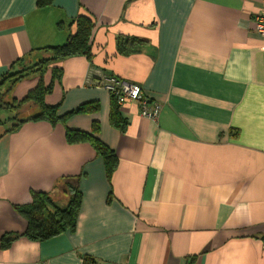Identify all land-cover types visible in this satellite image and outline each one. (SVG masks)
<instances>
[{"label": "crops", "instance_id": "crops-1", "mask_svg": "<svg viewBox=\"0 0 264 264\" xmlns=\"http://www.w3.org/2000/svg\"><path fill=\"white\" fill-rule=\"evenodd\" d=\"M37 2L0 0V77L31 51L65 44L76 16L91 14L93 59L61 62L45 100L61 114L98 103L66 126L90 132L99 122L119 164L109 179L93 146L68 143L60 123L0 125V239L26 230L15 206L32 192L64 207L55 184L65 176H80L82 192L74 231L0 245V264H264V39L254 26L264 0ZM121 35L146 44L122 55ZM105 75L140 84L162 104L158 119L127 102L125 131L113 126L112 96L96 85ZM38 82L24 79L13 96Z\"/></svg>", "mask_w": 264, "mask_h": 264}, {"label": "trees", "instance_id": "trees-1", "mask_svg": "<svg viewBox=\"0 0 264 264\" xmlns=\"http://www.w3.org/2000/svg\"><path fill=\"white\" fill-rule=\"evenodd\" d=\"M38 6L45 7L52 4L53 0H37ZM63 26L62 23L59 24ZM96 21L89 13L78 14L71 23L70 34L65 44L49 46L33 50L26 56L19 58L8 72L0 77V113L7 112L11 115L8 119L0 118V125H7V132L17 130L27 121H48L52 124L60 123L66 126L71 115L95 112L99 109L98 103L87 102L79 105L72 111L61 114V104L50 105L45 98L52 93L54 82L60 81L63 76V68L60 64L67 58L86 56L93 59L92 33ZM146 44L145 40L133 36H118L117 50L122 55L137 53ZM52 70V81L46 84L44 76ZM39 77L35 88L22 99L13 96L14 89L24 79ZM112 111L110 122L120 131L124 132L127 120L123 118L119 104L112 95ZM100 124L94 122L90 132L71 129L66 126V139L70 144L90 143L105 163L107 176L110 179L119 164V158L114 149L105 144L99 137ZM238 134V133H237ZM55 188L64 191L69 198L66 206L57 205L54 196L50 192H32V201L28 204L15 206L16 211L25 218L27 228L23 233H6L0 239L3 249H8L13 242L26 237L32 241H47L66 231H74L82 203L80 190V176H65L58 180ZM92 260L85 257V264H91Z\"/></svg>", "mask_w": 264, "mask_h": 264}, {"label": "built area", "instance_id": "built-area-1", "mask_svg": "<svg viewBox=\"0 0 264 264\" xmlns=\"http://www.w3.org/2000/svg\"><path fill=\"white\" fill-rule=\"evenodd\" d=\"M254 26L257 33L264 39V6L255 16ZM96 85L114 95L119 105L127 102L137 103L140 113L152 120H157L162 111V104L151 100L140 84L120 79L114 75H105L96 82Z\"/></svg>", "mask_w": 264, "mask_h": 264}, {"label": "rangeland", "instance_id": "rangeland-1", "mask_svg": "<svg viewBox=\"0 0 264 264\" xmlns=\"http://www.w3.org/2000/svg\"><path fill=\"white\" fill-rule=\"evenodd\" d=\"M9 117H11V115L10 114H8L7 112H2V113H0V118L2 119V120H6V118L8 119ZM62 196V198L63 199H60L59 201L60 202H64L65 200V198L67 199V201H69V198L68 197H64L63 195H61ZM66 203V202H65ZM68 203V202H67Z\"/></svg>", "mask_w": 264, "mask_h": 264}]
</instances>
